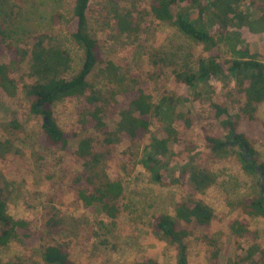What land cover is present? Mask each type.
<instances>
[{
    "label": "trees",
    "instance_id": "trees-1",
    "mask_svg": "<svg viewBox=\"0 0 264 264\" xmlns=\"http://www.w3.org/2000/svg\"><path fill=\"white\" fill-rule=\"evenodd\" d=\"M90 2H74L72 19L75 28L70 36L84 50V61L71 76L68 73L73 58L67 49L53 44L47 34H40L30 43L22 44L17 32L7 29L0 16V91L10 97L15 96L17 84L12 77V63L27 61L34 82L25 85L26 97L31 111L43 116L42 133L38 140L41 151L56 154L69 149L68 155L72 160L83 164L84 170L72 180L77 201L86 207L99 208L105 216L116 220L121 213L119 202L124 197V186L120 179L103 176L100 163L111 154L112 145L121 140L137 142L148 134L149 142L143 147L139 163L149 173L151 181L161 186L200 193L216 183L214 173L203 165L182 168L179 174L171 170L167 158L195 146L183 138L181 130H205V145L214 158L230 156L236 152L230 147L238 144L245 151L243 154L239 152L244 169L254 172L257 162L251 159L254 155L253 142L245 131L238 129L244 119L259 121L257 106L264 100V0H149L151 16L175 27L185 38L201 45L206 53L196 61L189 60L191 55L180 62L174 61V56L171 62L167 58L154 61L168 65L171 82L176 85L172 94L163 95L158 102L148 92L145 80L139 83L133 78L132 86L126 85L129 78L121 73L117 65L109 62L103 67L105 60L101 57L99 42L89 32ZM135 12L142 18L149 14L147 11L140 13L135 3L130 7L114 9L115 24L122 33L140 31L135 24ZM98 65L103 67V74L119 87L115 95L119 91L121 94L133 91L134 97L123 105L120 100L114 99V94L110 98L95 90L89 78ZM218 80L224 89L234 82V91L244 97L243 102L227 100L217 103L209 99L212 84ZM184 88L187 94L183 93ZM63 99L76 100L79 129H94L101 133L103 139L98 140L79 131L63 130L56 122L52 109L57 101ZM203 100H210L208 113L217 120L213 130L221 129L225 134L209 133L208 119L200 107ZM110 102L113 103L111 108L116 109L117 117L113 128L105 122V109L110 107ZM233 103L238 104L237 111L233 110ZM180 104L184 106L182 109H179ZM185 104H190L191 108L187 109ZM153 119L160 124L155 133L151 131ZM15 121H12L14 126L17 125ZM72 142H75V148L71 147ZM95 142H101L107 150L99 151ZM11 150V140L0 138V161ZM260 168L264 174V165ZM261 187L259 195L247 198L241 204L240 213L244 218L234 219L229 224V230L235 237L233 264H264V245L248 247V243L257 242L258 234L250 229L247 218H264V183ZM216 218L212 206L192 196L176 205L173 216H154L151 226L158 237L175 247L176 264H188V240L192 236L208 246L212 264H219L218 255L222 248L211 233L212 222ZM59 225L60 220L54 214L50 215L46 222L47 235L54 233ZM47 235L33 230L26 219H17L9 214L0 187V246L6 247L13 242L32 245L45 241ZM42 259L45 264H75L66 243L45 244ZM0 264L25 262L17 258L0 261ZM135 264L159 263L152 257H143Z\"/></svg>",
    "mask_w": 264,
    "mask_h": 264
},
{
    "label": "rangeland",
    "instance_id": "rangeland-1",
    "mask_svg": "<svg viewBox=\"0 0 264 264\" xmlns=\"http://www.w3.org/2000/svg\"><path fill=\"white\" fill-rule=\"evenodd\" d=\"M119 1V2H117ZM113 0H91L88 10L89 32L99 42L101 57L106 64L113 62L121 73L139 83L145 80L147 90L158 102L160 98L172 94L176 85L171 82L170 69L164 63L155 60L167 58L171 62L185 58L195 60L206 53L201 45L185 38L179 31L166 22L156 20L149 11V0H132V2ZM75 0H0V16L7 29L17 32L22 44L32 41L40 34L51 37L53 44L67 49L72 55V67L68 73L75 74L84 61V50L71 38L70 32L75 28L72 19ZM131 3V4H130ZM135 3L140 13L147 11L144 17L134 13L140 31L121 32L114 21V9L130 7ZM225 56L223 57V59ZM264 59V58H263ZM179 61V62H180ZM102 66L95 69L89 81L92 87L104 96L113 97L126 104L134 97L128 94L115 95L119 87L103 74ZM169 70V71H168ZM68 75V76H69ZM12 77L17 84L14 97L0 91V138L12 142L11 153L0 161V187L8 204L9 214L17 219H26L33 230L47 235V219L54 214L61 222L54 233L46 236L45 241H37L27 246L13 242L6 247L0 246V261L21 258L25 264H45L42 253L45 244L66 243L71 260L75 264H135L143 257H152L159 264H176L175 247L158 237L152 229L154 216L175 214L176 205L192 196L205 200L212 206L217 218L212 222L211 233L221 245L219 264H233L235 257V237L229 230L231 221L244 218L240 206L247 198L261 192L262 174L259 168L264 165V100L257 106L256 117L259 121L242 120L238 131H245L252 140L257 162L254 172L244 169L240 153L244 149L235 145L230 147L235 153L226 158H214L205 145V130L180 131L183 138L195 146L181 154L169 156L171 170L179 174L182 168L203 165L216 177V183L204 192L194 193L180 187H164L151 181L149 173L139 160L143 147L149 142V136L143 140L130 142L121 140L112 145L109 156L102 159L100 169L109 179H120L124 186V197L119 202L121 213L116 220H111L99 208L86 207L77 201L72 180L83 171V164L74 162L65 152L45 153L38 143L42 133L43 116L31 111V104L26 97L25 85L34 82L30 76L29 64L12 63ZM147 80V81H146ZM209 99L217 103L241 101L244 97L234 91V82L224 89L218 80L212 84ZM132 90H135L131 88ZM130 89V90H131ZM182 89V88H181ZM183 93L187 94L184 88ZM210 100H203L200 107L206 117L210 134H225L221 129L213 130L218 123L208 113ZM113 102V101H112ZM107 106L105 122L113 128L117 117L116 109ZM233 110L237 111L234 104ZM76 100L57 101L52 109L59 126L67 131H79L81 134L103 139L94 129L81 131L77 121ZM184 106L180 104L179 109ZM185 107L191 108L190 104ZM118 109V108H117ZM16 120V126L12 121ZM205 120V121H206ZM159 122L152 120L151 131H157ZM211 127H210V126ZM99 151L105 152L106 146L95 142ZM75 148V142L71 143ZM259 167V168H258ZM249 227L258 234L257 242L248 243V247L264 245V218H247ZM188 264H212L208 246L192 236L188 240Z\"/></svg>",
    "mask_w": 264,
    "mask_h": 264
},
{
    "label": "water",
    "instance_id": "water-1",
    "mask_svg": "<svg viewBox=\"0 0 264 264\" xmlns=\"http://www.w3.org/2000/svg\"><path fill=\"white\" fill-rule=\"evenodd\" d=\"M259 170L261 171V173H262V169L261 168H259ZM262 181H263V183H264V174L262 173ZM263 183H262V186H263Z\"/></svg>",
    "mask_w": 264,
    "mask_h": 264
}]
</instances>
